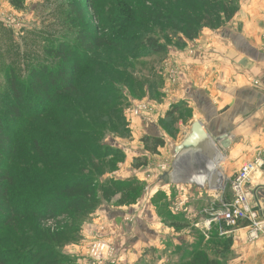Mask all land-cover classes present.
Here are the masks:
<instances>
[{
	"label": "rangeland",
	"instance_id": "rangeland-1",
	"mask_svg": "<svg viewBox=\"0 0 264 264\" xmlns=\"http://www.w3.org/2000/svg\"><path fill=\"white\" fill-rule=\"evenodd\" d=\"M101 1L94 0L98 10H105L106 16L110 15L111 6ZM88 2L89 0L2 1L0 115L8 117L3 98L10 93L6 80L11 73L16 74L19 79H25L29 66L46 64L50 68H56L59 58L49 53L53 47L65 43L71 49L81 52V34H94L96 30L101 34L107 32L103 27H97ZM71 4L74 10L70 7ZM79 5L87 6L86 11L78 8ZM219 21L224 22L217 19L215 25ZM210 25L211 22L206 17L198 29L200 31ZM147 31L150 33L139 44V47L148 49L142 56L133 57L130 52V57H127L125 52L114 53L110 48L93 51L105 61L101 63L110 66L112 75L114 74V77L108 78L111 80L108 90L114 103L113 111H110L112 125L107 123L106 116L102 113L105 106L99 104L91 108L97 117V123L93 125L96 130H100L96 142L100 145V151L107 154L99 161L98 176L95 178L97 188L100 191V187L110 179L131 180L140 183L141 191L131 204L120 205L115 197L109 202L102 200L83 219L80 216L73 221L71 216L59 219L62 227L76 223L72 224L73 233L78 231L76 237L68 226L67 232L62 235V242L50 243L58 249L63 264H78V261L79 264H128L129 260L120 259V255L124 258L129 249L136 247L140 237L146 239L144 242L147 245L142 248L147 250L144 256L134 261L135 264H227L226 260L231 256V252L227 250L231 245L233 231L220 234L216 224L205 226V222L209 207L234 198L232 181L245 162L234 159L222 162L225 177L222 174L224 180L216 183L212 182L213 178L211 182L207 180L206 170L209 164L206 163L208 154L205 151L208 149L212 152L213 141H203L202 149L196 152H179V158L175 160L176 146L187 131L192 112L184 100L174 99V93L185 83L179 85L183 81L177 80V77H181V67L173 59V50L183 49L187 41L198 36L199 31L192 39H187L180 33L174 34L166 29L156 28L152 24H149ZM263 40L264 35L261 41L262 52ZM110 50L118 56L125 53L126 62L121 64L106 61L112 59ZM188 52L191 53L192 50ZM253 84L258 85V82L254 80ZM186 88L187 86L183 90L186 91ZM110 108L108 105L104 110L109 111ZM17 128L19 127L15 123H10L11 130ZM22 129L23 127L18 130ZM261 165L262 167L256 166L255 169H263L264 161ZM186 168L190 169L188 174L184 172L181 176ZM197 168L201 172L193 173ZM215 177L217 179L218 175ZM172 183L191 185L195 189H165ZM222 184H225L223 188ZM251 184L252 178H249L246 189ZM191 191L196 192V200L193 202L188 201ZM106 206L111 208L100 212L114 215L112 225L104 216H95L97 209ZM66 219L68 223H65ZM46 227L55 232L52 221ZM3 234L0 230V236ZM132 236L134 241L130 240ZM51 238L57 237L51 235ZM120 251L122 253L118 255ZM67 252L72 256L65 257Z\"/></svg>",
	"mask_w": 264,
	"mask_h": 264
},
{
	"label": "trees",
	"instance_id": "trees-1",
	"mask_svg": "<svg viewBox=\"0 0 264 264\" xmlns=\"http://www.w3.org/2000/svg\"><path fill=\"white\" fill-rule=\"evenodd\" d=\"M101 2L111 6L110 15L98 10L94 0L87 5L97 27L107 30L105 34L97 30L81 34V52L65 43L53 47L49 53L59 58L56 68L29 66L25 79L14 73L7 77L10 93L3 101L8 117L0 115V230L4 232L0 264H63L58 249L50 243L62 242L68 226L73 233L76 223L62 227L59 219H83L102 200L115 197L120 205L131 204L141 191L140 183L131 180L110 179L100 191L97 188L99 161L107 154L96 142L100 130L93 125L97 117L91 108L111 106L109 111L103 107L102 113L112 125L114 103L108 78L114 74L93 51L125 52L118 56L110 50L112 59L106 60L122 64L130 52L133 57L146 54L148 49L139 44L150 33L149 24L192 39L204 18H209V27L218 28L222 21L215 25L217 19H228L234 12L229 0ZM11 122L23 129L11 130ZM50 221L55 232L46 227ZM51 235L57 238L50 239Z\"/></svg>",
	"mask_w": 264,
	"mask_h": 264
},
{
	"label": "crops",
	"instance_id": "crops-1",
	"mask_svg": "<svg viewBox=\"0 0 264 264\" xmlns=\"http://www.w3.org/2000/svg\"><path fill=\"white\" fill-rule=\"evenodd\" d=\"M2 1L0 0V10ZM229 1L234 6V12L230 18L223 20L219 28L204 27L194 40L186 42L183 49L173 50V59H176L181 67L179 68L181 77L179 79L177 77V80L183 81L179 85L185 83L187 86L186 91L183 90L185 85L180 87L174 93V99L184 100L192 112L187 131L179 143L190 133L192 123L198 121L206 135L211 138L208 142L213 141L212 151L216 150L221 154V158L214 159V165L212 164L215 171H218V179L214 180L217 182L224 180L222 162L227 159L247 162L263 156L264 161V52L261 50L264 35V0ZM190 49L191 53L188 52ZM254 80L258 85L253 84ZM226 139L229 140V145L223 147L222 142ZM203 141L180 153L201 150ZM207 150L205 152L209 154L206 163L210 166L212 159L209 156L212 152ZM179 154H176L175 160L179 158ZM188 170L190 169L183 170L181 176L184 172L188 174ZM199 171L200 168L194 170L195 173ZM208 178L207 180L211 182V175H208ZM250 178L252 184L247 189L250 202L254 206H258L259 203L261 214H264V167L255 169ZM224 185L222 184L221 188ZM175 188L186 191L195 189L194 186H181L179 183L165 187ZM194 200L196 192L191 191L188 201ZM105 208L107 210L111 207L97 209L95 216H104L112 225L114 215L103 213ZM234 231L242 232L234 234ZM234 231L231 233L233 237L230 236L232 241L227 250L231 252V256L226 260L227 264L263 263L264 239L249 243L244 229ZM81 234L84 236V232L81 231ZM130 240L134 241L135 238L132 236ZM138 240L136 247L129 249L124 258L122 252H118V255L121 254L120 259L129 260L128 264H135L134 261L144 256L147 249L142 247L147 245V242H144L146 239L140 237ZM66 256L72 255L68 253Z\"/></svg>",
	"mask_w": 264,
	"mask_h": 264
},
{
	"label": "built area",
	"instance_id": "built-area-1",
	"mask_svg": "<svg viewBox=\"0 0 264 264\" xmlns=\"http://www.w3.org/2000/svg\"><path fill=\"white\" fill-rule=\"evenodd\" d=\"M262 157L258 156L255 160L242 164L232 181V188L235 192L234 198L209 207L205 226L216 224L220 234H228L239 228L244 229L249 243L264 239V214H261V207L258 202V206L251 204L246 189V181L249 180L256 166L261 165Z\"/></svg>",
	"mask_w": 264,
	"mask_h": 264
},
{
	"label": "water",
	"instance_id": "water-1",
	"mask_svg": "<svg viewBox=\"0 0 264 264\" xmlns=\"http://www.w3.org/2000/svg\"><path fill=\"white\" fill-rule=\"evenodd\" d=\"M204 134H206L205 130L203 129L202 125L198 121H194L191 126L190 133L180 142L179 145L176 146V154L183 150H187L192 146H195L197 143L201 142ZM229 140H225L222 142L223 147H228ZM264 196V192H263Z\"/></svg>",
	"mask_w": 264,
	"mask_h": 264
},
{
	"label": "bare ground",
	"instance_id": "bare-ground-1",
	"mask_svg": "<svg viewBox=\"0 0 264 264\" xmlns=\"http://www.w3.org/2000/svg\"><path fill=\"white\" fill-rule=\"evenodd\" d=\"M211 138L210 137H208L206 134H204V136H203V138L201 139V140H204L205 142L206 141H209ZM206 145V144H205ZM208 151V150H207ZM211 153V152H210ZM209 154V153H208ZM209 158L210 159H212V163H210V166H207V171H208V175L210 176L211 175V178H213V181L216 179V177L215 176H217V174H216V169L212 166V164L214 163V161L215 160H219L220 158H221V154L218 152V151H212V153L210 154V156H209ZM208 158V159H209ZM215 159V160H214ZM214 160V161H213ZM209 164V163H208ZM214 165V164H213ZM194 170V169H193ZM193 173H195L194 171H192ZM201 172V171H200ZM197 176V175H196ZM214 177H215V179H214ZM217 179H218V177H217ZM216 182V181H215Z\"/></svg>",
	"mask_w": 264,
	"mask_h": 264
}]
</instances>
